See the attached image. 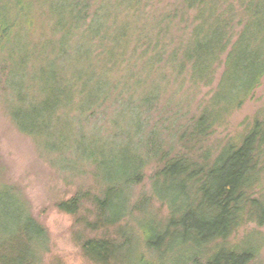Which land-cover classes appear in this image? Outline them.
<instances>
[{"label":"trees","instance_id":"obj_1","mask_svg":"<svg viewBox=\"0 0 264 264\" xmlns=\"http://www.w3.org/2000/svg\"><path fill=\"white\" fill-rule=\"evenodd\" d=\"M0 66L16 129L55 154L57 167L96 179L97 191L78 190L57 204L70 215L88 205L86 230L110 228L140 208L130 206L129 190L143 181L148 161L156 166L152 195L168 217L140 221L151 259L133 254L128 227L114 238L84 239L87 259L252 261L253 242H224L246 223L264 229V109L235 143L217 153L201 145L264 77V0H0ZM219 69L197 114H181L177 104L165 120L153 118L169 79L180 83L177 94L184 84L212 86ZM97 113L107 126L88 128ZM46 232L21 195L0 183V264H38Z\"/></svg>","mask_w":264,"mask_h":264},{"label":"rangeland","instance_id":"obj_2","mask_svg":"<svg viewBox=\"0 0 264 264\" xmlns=\"http://www.w3.org/2000/svg\"><path fill=\"white\" fill-rule=\"evenodd\" d=\"M169 0H161L165 4ZM2 7L6 8L5 4ZM37 35L39 33L36 32ZM1 67V66H0ZM221 69L217 71L212 86L207 88H195L190 85H181L179 93L177 86L180 83L173 82L168 87V92L158 102L153 111V118L165 120L170 116L169 108L174 107L181 110V114H197L198 104H207L211 93H213L221 75ZM0 68V183L7 185L11 192L20 194L25 205L32 216L46 229V249L39 252L40 261L38 264H94L87 259L81 245L84 239L93 237H116V231L120 227L129 228L133 231L134 241L133 254L137 252L146 261L151 259V254L145 249L140 221L144 217H154L156 220H164L168 217L167 206L162 204L152 195L151 184L153 174L156 170L152 161H148L144 167V179L137 185L130 188V206L142 203L140 208H130L133 212L124 217L118 224L103 228L97 231L86 230L81 222L86 216L92 220L86 205L80 208L76 215L66 214L59 211L57 204L71 198L78 190L97 191V181L88 170L83 174H71L69 170L57 167L54 160L55 154H49L39 147L33 137H29L14 126L7 108L5 99L6 93L3 90L6 73H1ZM7 90V89H6ZM8 93V90H7ZM169 93V94H168ZM173 103L175 106L170 105ZM264 109V77L251 97L231 114L224 117V120L216 124L211 135L201 145L204 150L218 152L229 143H235L252 126L257 113ZM172 113V110H171ZM104 118V117H103ZM91 128L100 121L99 113L94 117H88ZM100 121V122H98ZM186 126L187 122L181 120ZM107 126V121L104 122ZM165 142L172 144V137L165 132ZM182 151V150H181ZM262 191L264 192V174L262 177ZM258 191V189H255ZM139 207V206H138ZM253 242L256 252L252 261L248 264H264V229L258 228L254 223H246L237 229L225 242V247L237 246L243 242ZM213 245V244H212ZM133 261H124L120 258L111 264H136L134 255ZM133 256V257H132Z\"/></svg>","mask_w":264,"mask_h":264}]
</instances>
